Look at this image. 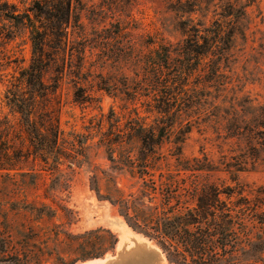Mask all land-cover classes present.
Masks as SVG:
<instances>
[{
	"label": "rangeland",
	"instance_id": "obj_1",
	"mask_svg": "<svg viewBox=\"0 0 264 264\" xmlns=\"http://www.w3.org/2000/svg\"><path fill=\"white\" fill-rule=\"evenodd\" d=\"M7 1L16 7L15 14L24 13L30 4V0ZM175 2L83 0L81 9L75 5L78 18L67 29V50L76 58L75 51L84 48L83 76L88 81L81 86L99 102L75 104L72 82L64 80L56 99L61 101L60 128L68 140L78 134L73 140L79 151L62 159L55 173L32 156L21 158L17 170L10 175L0 173V264L24 261L55 264L56 257L62 258L61 264H64L83 252L107 250L116 238L114 249L105 251L100 257L103 258L114 254L123 244H130L129 237H143L127 226L116 206L99 197L93 189L97 188L105 196L115 182L125 194H136L140 183L123 169L111 167L97 141L100 133L108 129L105 115H109L110 109L119 115L127 111L122 109L126 103L121 98L131 91L125 90L124 85L134 78H143L145 58L160 44L177 47L182 41L183 34L177 28L180 16L170 8ZM221 2L213 0L212 4L220 5ZM241 2L248 4L243 21L245 36L236 39L221 81L208 84L211 87L202 92L201 99L192 101L194 107L186 117L192 125L182 146V162L189 160L188 163L193 164L191 159L197 158L198 165L217 170L170 171L176 165L169 155L171 145L164 143L159 150L164 156L161 166L169 164L162 179L165 200H171V207L179 205L184 216L178 247L171 255L172 262L149 240L162 251L163 264H247L249 213L244 204L248 196L253 199L256 194H264L260 189L264 188V146L257 135V139L249 133L233 138L227 129L238 113L246 116L245 122H248V105L264 104V0ZM195 16L199 18L200 14ZM212 16L209 12L202 18L203 22L208 25ZM30 55L28 33L23 25L0 19V136L3 124L13 125L16 145L23 155L27 149L25 134L19 128L17 115L5 105L4 93L7 86L15 82L20 70L27 66ZM97 85L107 91L97 90ZM145 90L144 94H148ZM143 108L139 107L141 115ZM76 156L79 163L74 161ZM226 166L242 170L232 174L226 171ZM154 178H158L156 173ZM208 186L215 195H203ZM146 195L147 205H151L149 227H152L156 216L154 209L162 198L154 193ZM204 198L209 199V205L202 208ZM252 204L254 208L257 201ZM187 213L194 215L195 221L185 228ZM225 218L232 223L231 232L227 233L231 236L228 241L220 235ZM250 230L264 236V224L253 225ZM200 232L203 234L202 249L189 248L187 240L200 237ZM168 248L173 250L171 245ZM89 260H78L75 264Z\"/></svg>",
	"mask_w": 264,
	"mask_h": 264
},
{
	"label": "trees",
	"instance_id": "obj_2",
	"mask_svg": "<svg viewBox=\"0 0 264 264\" xmlns=\"http://www.w3.org/2000/svg\"><path fill=\"white\" fill-rule=\"evenodd\" d=\"M212 1L176 0L170 4V8L180 16L177 28L183 34L182 41L177 47L169 43L160 44L145 58L143 78H134L128 85H124L125 90L131 91V94L128 92L125 98H121L126 103L122 109L127 111L119 115L110 109L109 115H105L108 129L100 133L97 141L104 149L111 167L123 169L140 183L136 194H125L115 182L105 196H102L97 188H93L94 191L99 197L107 199L118 208V213L129 228L155 242L169 262H172L174 248L178 247L184 216L179 210V205L171 207V200L167 202L165 200L162 179L169 164L166 163V167L161 166V159L164 156L159 150L164 143L171 145L169 155L174 158L176 165L175 169L170 171L201 173L217 170L204 164L198 165L197 158L191 159L193 164H189V160L182 162V146L191 132L192 125L191 120L186 117L194 107L192 103L195 102L192 101L201 99L202 92L211 87L208 84L221 81L226 71L225 67L230 63V53L235 47L236 39L245 36L243 21L248 4L241 0H221V4L218 5L212 4ZM82 3L83 0H30L24 13L15 14L14 5L7 0H0V19L22 24L27 30L31 46L27 66L20 70L15 82L7 86L4 93L5 105L11 113L17 115L19 128L25 134L24 142L27 149L24 155L21 154L20 147L16 145L17 135L13 134V125L3 124L0 136V144L3 146L0 147L2 174L10 175L16 171L17 163L24 156L38 159L47 170L55 173L59 170L62 159L71 157L75 150L79 151L73 140L79 137L78 134L72 135L73 139L68 140L60 128L61 101L56 99L63 81L69 80L72 82V102L78 105L99 102L81 86L88 81L83 76L84 48L75 51L76 58L74 53L67 50V29L72 22H77L75 5H78L77 9H81ZM211 7L214 9L211 10ZM209 12H212L213 16L206 25L202 18ZM197 13L200 14L199 18L195 16ZM198 79L202 81H196ZM97 90L107 91L99 85ZM144 90L148 94H144ZM54 100L55 103L52 104ZM128 103L130 107L127 106ZM142 106L143 115L139 109ZM248 107L250 109L248 122H245L246 116H240L238 113L235 122L227 129L228 135L240 138L249 133L254 139L257 135L262 141L260 144L264 146V104L259 107L251 105ZM79 155L82 156V152ZM74 161L80 162L78 156ZM226 167V171L232 174L242 170L232 166ZM155 173L157 179L154 178ZM260 189L264 191V188ZM213 192L208 186L202 193L208 195L214 194ZM150 193L160 195L162 198L154 209L156 216L152 227H149L151 205H147L145 200L148 199L146 194ZM262 196L264 197V194H256L253 199L248 196V201L244 204L249 213L247 264L257 261L264 264L262 256L264 236L250 230L253 225L255 227L264 224ZM207 200L209 199H202V208L209 205ZM252 201H257L254 208L250 206H254ZM187 214L185 222L188 224L185 228L195 221L194 215ZM224 221L220 235L228 241L231 236L227 233L231 232L232 223L226 218ZM183 231L187 234V230ZM198 235L200 237L195 240H187L186 245L189 248L202 249L203 234L200 232ZM114 239L107 250L114 249L116 238ZM169 245L172 246V251L169 250ZM107 250L83 252L75 260L64 264L100 258ZM62 262V258H55V264ZM19 264L29 263L24 261Z\"/></svg>",
	"mask_w": 264,
	"mask_h": 264
},
{
	"label": "water",
	"instance_id": "obj_3",
	"mask_svg": "<svg viewBox=\"0 0 264 264\" xmlns=\"http://www.w3.org/2000/svg\"><path fill=\"white\" fill-rule=\"evenodd\" d=\"M128 240L130 244H123L114 254L90 259L94 262L88 264H163L164 256L156 244L144 237H129Z\"/></svg>",
	"mask_w": 264,
	"mask_h": 264
},
{
	"label": "bare ground",
	"instance_id": "obj_4",
	"mask_svg": "<svg viewBox=\"0 0 264 264\" xmlns=\"http://www.w3.org/2000/svg\"><path fill=\"white\" fill-rule=\"evenodd\" d=\"M137 238H142V237L137 236ZM121 242H124V241H121ZM118 248H119V247H118ZM91 262H94V260H93V261H88V262H86V263H84V264H88V263H91Z\"/></svg>",
	"mask_w": 264,
	"mask_h": 264
}]
</instances>
